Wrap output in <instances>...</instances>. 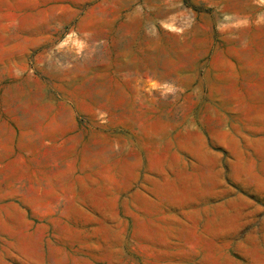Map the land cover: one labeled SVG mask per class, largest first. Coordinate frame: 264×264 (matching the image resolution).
<instances>
[{
    "label": "rangeland",
    "instance_id": "1",
    "mask_svg": "<svg viewBox=\"0 0 264 264\" xmlns=\"http://www.w3.org/2000/svg\"><path fill=\"white\" fill-rule=\"evenodd\" d=\"M249 1L0 0V264H264Z\"/></svg>",
    "mask_w": 264,
    "mask_h": 264
},
{
    "label": "crops",
    "instance_id": "2",
    "mask_svg": "<svg viewBox=\"0 0 264 264\" xmlns=\"http://www.w3.org/2000/svg\"><path fill=\"white\" fill-rule=\"evenodd\" d=\"M226 4L228 2H230L231 0H226ZM252 1L253 0H250L249 1V4H252ZM264 2V1H263ZM263 4V3H262ZM229 15H234V14H229ZM234 16H236V18H244V21L247 22H252L254 21L255 18H257L256 15L250 13V12H244L243 14H240V13H237L235 14ZM260 19L262 21H264V5H262V12L260 14ZM135 54V53H134ZM128 64L129 63H132V65H128L127 67L124 65L123 62H117V65L115 66V68L117 69H137V68H146V69H150V65L145 62V61H142L141 63L143 65H136L137 63H139L138 61L135 60V58L132 59L131 62H127ZM109 65H107V69H108ZM62 106H65L66 108H68V110L72 111L71 113V116L70 118H72V123L75 124L76 123V111H73L72 110V107L69 103H61ZM44 124L45 125H48V124H57L58 123V120H57V116L56 115H49V113L47 111H44ZM75 128V127H74ZM61 130H63L64 132H62V134H65V140H63L64 142L68 143L70 138H69V129L66 127H61ZM56 129H54L53 132L49 131L48 128H45L44 129V132H41L40 134H38L39 136L37 138H30V140H36L38 142H41V143H48L50 144L49 146H47L46 148L45 147H39L37 146L35 149H28L26 152H27V157L26 159L28 160L27 161V164L28 165H34L35 163L36 164H42V165H46V162H45V159L46 157L48 156V154L54 150L55 148V143L58 141L59 137H58V133L55 132ZM61 135V134H60ZM47 164H51L50 162H48Z\"/></svg>",
    "mask_w": 264,
    "mask_h": 264
}]
</instances>
